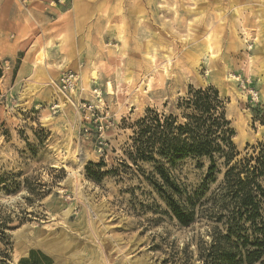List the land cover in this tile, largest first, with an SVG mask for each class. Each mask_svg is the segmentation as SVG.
<instances>
[{"label":"rangeland","instance_id":"obj_1","mask_svg":"<svg viewBox=\"0 0 264 264\" xmlns=\"http://www.w3.org/2000/svg\"><path fill=\"white\" fill-rule=\"evenodd\" d=\"M67 71L78 91L61 99ZM210 86L242 159L264 142V0H0V264L32 250L53 264H217L209 223L181 226L152 166L129 157L148 109L179 115L190 87ZM209 166L187 159L176 175L194 191Z\"/></svg>","mask_w":264,"mask_h":264},{"label":"trees","instance_id":"obj_2","mask_svg":"<svg viewBox=\"0 0 264 264\" xmlns=\"http://www.w3.org/2000/svg\"><path fill=\"white\" fill-rule=\"evenodd\" d=\"M226 105L215 87H190L177 101L179 115L148 109L135 126L129 157L134 164L152 166V187L181 226L196 220L209 223L212 241L205 258L217 264H264V142L239 159ZM187 159L210 164L209 177L194 191L176 175ZM221 173L223 180L206 197L209 184ZM18 264L53 263L32 250Z\"/></svg>","mask_w":264,"mask_h":264},{"label":"built area","instance_id":"obj_3","mask_svg":"<svg viewBox=\"0 0 264 264\" xmlns=\"http://www.w3.org/2000/svg\"><path fill=\"white\" fill-rule=\"evenodd\" d=\"M237 82H240L243 89L246 92L247 99L253 105L260 103V93L254 85L252 78L242 79L240 76L235 77ZM79 77L75 72L67 71L64 72L59 80V90L64 93L67 97H73L78 91ZM57 107V106H55Z\"/></svg>","mask_w":264,"mask_h":264},{"label":"bare ground","instance_id":"obj_4","mask_svg":"<svg viewBox=\"0 0 264 264\" xmlns=\"http://www.w3.org/2000/svg\"><path fill=\"white\" fill-rule=\"evenodd\" d=\"M206 51L209 55L211 54V56L214 57V45H213L211 39H208V41L206 43ZM46 55H47V51L45 49L41 50L40 53L36 57V63H38V64L43 63L45 61ZM83 79H84L85 88L90 87V83H93V80L91 79V77L84 76ZM56 89H57V91L59 90V87L57 85H56ZM59 92H60L59 95L61 96L60 98L63 99L65 97V94L62 93L60 90H59ZM97 93H99V92L97 91Z\"/></svg>","mask_w":264,"mask_h":264}]
</instances>
